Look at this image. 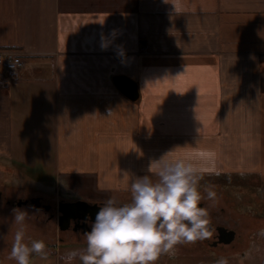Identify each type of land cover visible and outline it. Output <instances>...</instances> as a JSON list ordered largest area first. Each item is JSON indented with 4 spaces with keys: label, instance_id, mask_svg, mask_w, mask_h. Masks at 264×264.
Segmentation results:
<instances>
[{
    "label": "crops",
    "instance_id": "crops-1",
    "mask_svg": "<svg viewBox=\"0 0 264 264\" xmlns=\"http://www.w3.org/2000/svg\"><path fill=\"white\" fill-rule=\"evenodd\" d=\"M13 57L0 156L53 162L60 199L128 202L131 176L196 142L215 174L264 179V0H0V58ZM62 236L55 256L86 246Z\"/></svg>",
    "mask_w": 264,
    "mask_h": 264
},
{
    "label": "clouds",
    "instance_id": "clouds-1",
    "mask_svg": "<svg viewBox=\"0 0 264 264\" xmlns=\"http://www.w3.org/2000/svg\"><path fill=\"white\" fill-rule=\"evenodd\" d=\"M103 39L101 46L107 47ZM118 55H124L122 49ZM215 171L216 153L197 142L176 146L151 160L148 174L131 176L125 185L131 195L128 202L111 196L100 205L90 230L84 232L85 248L68 251L62 257L64 264L77 257L81 264H156L161 255H174L179 244L209 238V208L201 202L215 203L217 193L208 185L202 194L200 180ZM29 215L25 209H12L16 230L9 258L16 264H31L33 254L48 255L44 240L26 239ZM215 264L228 260L221 257Z\"/></svg>",
    "mask_w": 264,
    "mask_h": 264
},
{
    "label": "rangeland",
    "instance_id": "rangeland-1",
    "mask_svg": "<svg viewBox=\"0 0 264 264\" xmlns=\"http://www.w3.org/2000/svg\"><path fill=\"white\" fill-rule=\"evenodd\" d=\"M25 159L27 160L21 161V157L17 155L9 158L0 156V191L3 194L0 199V264H16L14 259L9 258L13 234L16 230V225L11 222L12 209L16 207L25 209L30 214L26 219V239H42L46 244L47 257L42 258L39 254H33L31 264H64L62 257L75 248H65L62 244H58L57 256H55L56 250L51 243L59 242V238L64 233L59 228L60 213L57 205L53 209L58 214L56 213L55 218L49 220L47 212L42 208L23 203L15 204L21 198L30 196H43L45 201L56 204L63 200L60 199L61 197H56L58 188L53 173V162H46V166H42L41 163L30 162L32 157ZM208 185L214 186L217 200L213 203L204 199L202 205L209 208L210 219L234 229L237 234L236 239L231 245L216 248L211 247L205 239L179 244L174 255H161L156 264H215V261L221 257L227 258L228 264H264V236L260 235L264 230L262 175L206 174L200 180L202 194L204 187ZM72 237L75 240L85 241L84 236ZM77 258L72 264H76Z\"/></svg>",
    "mask_w": 264,
    "mask_h": 264
},
{
    "label": "water",
    "instance_id": "water-1",
    "mask_svg": "<svg viewBox=\"0 0 264 264\" xmlns=\"http://www.w3.org/2000/svg\"><path fill=\"white\" fill-rule=\"evenodd\" d=\"M116 85L129 99L136 100L139 96L136 84L127 77H116ZM40 199L35 198V204L39 206ZM21 204V203H19ZM103 203H89L84 200L75 201H61L58 204V212L60 213L58 223L61 230H67L71 227V221L83 220L82 227L87 226L88 222H92L95 219V215L99 210L100 205ZM76 228V227H75ZM225 230V229H224ZM226 239L222 240L225 243H229L234 239L235 232L230 231L226 233Z\"/></svg>",
    "mask_w": 264,
    "mask_h": 264
},
{
    "label": "flooded vegetation",
    "instance_id": "flooded-vegetation-1",
    "mask_svg": "<svg viewBox=\"0 0 264 264\" xmlns=\"http://www.w3.org/2000/svg\"><path fill=\"white\" fill-rule=\"evenodd\" d=\"M2 196H3L2 191H0V199L2 198ZM35 198H39L40 199L38 207L36 205H33V204H35ZM44 199L45 198L43 196H30V197L24 198V199L21 198L20 200L15 202V204L23 203L25 205L29 204L30 206L35 207V208H42L45 212H47L49 220H52V219L55 218L56 213L58 214V212H56L55 209H53V207L56 206V205L58 207V203L57 204L56 203H52L51 201H45ZM61 201H65V200H60L59 202H61ZM8 202H11V201H8ZM82 224H84L83 220L71 221L70 229L63 230V232L74 231L76 233L84 235V232L90 230L91 222H88L87 223L88 225L85 226V227L80 226ZM210 229H211V232H212L211 238H207L205 240L209 243V245L211 247H215L216 248L218 246L231 245L232 242L236 239V236H237L236 231L234 229L228 227L227 225H225L223 223H217V222L213 221L212 219H210ZM230 231H234L235 232L234 239L231 242H229V243L223 242L222 240L226 239V237H227L226 233L230 232Z\"/></svg>",
    "mask_w": 264,
    "mask_h": 264
},
{
    "label": "built area",
    "instance_id": "built-area-1",
    "mask_svg": "<svg viewBox=\"0 0 264 264\" xmlns=\"http://www.w3.org/2000/svg\"><path fill=\"white\" fill-rule=\"evenodd\" d=\"M0 64L7 70L14 71L24 66L20 57L0 58Z\"/></svg>",
    "mask_w": 264,
    "mask_h": 264
}]
</instances>
